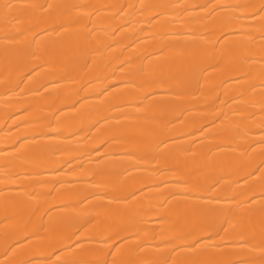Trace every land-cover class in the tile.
I'll list each match as a JSON object with an SVG mask.
<instances>
[{
    "label": "bare ground",
    "instance_id": "bare-ground-1",
    "mask_svg": "<svg viewBox=\"0 0 264 264\" xmlns=\"http://www.w3.org/2000/svg\"><path fill=\"white\" fill-rule=\"evenodd\" d=\"M0 264H264V0H0Z\"/></svg>",
    "mask_w": 264,
    "mask_h": 264
}]
</instances>
